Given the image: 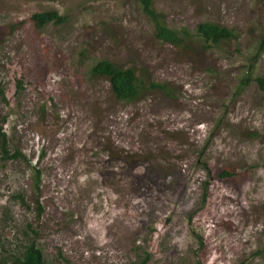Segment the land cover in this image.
I'll return each mask as SVG.
<instances>
[{
	"label": "rangeland",
	"instance_id": "rangeland-1",
	"mask_svg": "<svg viewBox=\"0 0 264 264\" xmlns=\"http://www.w3.org/2000/svg\"><path fill=\"white\" fill-rule=\"evenodd\" d=\"M151 3L182 45L154 38L135 0H0V127L25 159L0 158V264L26 224L47 264H264V92L237 86L264 0ZM45 10L65 19L35 28ZM200 22L235 40L206 45ZM98 60L141 74V94L115 99Z\"/></svg>",
	"mask_w": 264,
	"mask_h": 264
},
{
	"label": "trees",
	"instance_id": "trees-1",
	"mask_svg": "<svg viewBox=\"0 0 264 264\" xmlns=\"http://www.w3.org/2000/svg\"><path fill=\"white\" fill-rule=\"evenodd\" d=\"M145 17L151 22L152 35L159 41L166 42L172 46L178 47L182 45L183 41L188 36V32L185 28L180 30H173L165 25L164 17L160 12H157L152 7L151 0H135ZM35 28H41L47 23L59 24L65 17L61 16L55 10H45L40 12H34L29 16ZM194 35L199 37L206 45L216 44L224 40H235V36L231 30L218 26L210 22H200L194 28ZM264 51V30L261 32L258 38L255 52L248 58V64L245 74L240 78L237 86L242 88L246 83L252 80L257 87L264 92V77L262 76H250V71L253 68L255 59ZM90 75L103 77L107 80L111 94L117 100L132 101L138 95L141 94L144 88V80L141 74H136L133 68L117 66L107 60H98L89 69ZM150 87H157L162 89L163 84L150 83ZM0 97H3L2 90L0 89ZM0 158L2 160L10 159L25 160L24 156L17 150L12 149L11 151L7 147V140L3 130L0 127ZM202 167L205 169V165L202 162ZM33 167V166H32ZM34 186L37 185L38 171L34 170ZM219 177L231 176V173L227 171H221ZM206 182H203V193L205 190ZM202 193V194H203ZM15 197L18 199L20 205L28 208V203L23 199L22 194H16ZM204 195H202L203 199ZM35 208L36 216L40 214L41 207L39 204L38 196L34 195L33 199L29 201ZM28 233L26 235V242L21 246V250L17 256L13 257L12 263L14 264H47L44 260L41 250L35 244L36 232L26 224ZM148 260V254L144 253L141 258H137L134 263L131 264H146ZM199 264V263H196Z\"/></svg>",
	"mask_w": 264,
	"mask_h": 264
}]
</instances>
